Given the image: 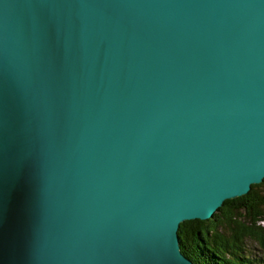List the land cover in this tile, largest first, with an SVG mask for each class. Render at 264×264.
<instances>
[{"label":"water","instance_id":"obj_1","mask_svg":"<svg viewBox=\"0 0 264 264\" xmlns=\"http://www.w3.org/2000/svg\"><path fill=\"white\" fill-rule=\"evenodd\" d=\"M263 179L264 0H0V264H193Z\"/></svg>","mask_w":264,"mask_h":264},{"label":"trees","instance_id":"obj_2","mask_svg":"<svg viewBox=\"0 0 264 264\" xmlns=\"http://www.w3.org/2000/svg\"><path fill=\"white\" fill-rule=\"evenodd\" d=\"M264 179L245 195L223 202L214 220L179 224L180 252L193 264H264L247 240L264 250Z\"/></svg>","mask_w":264,"mask_h":264},{"label":"rangeland","instance_id":"obj_3","mask_svg":"<svg viewBox=\"0 0 264 264\" xmlns=\"http://www.w3.org/2000/svg\"><path fill=\"white\" fill-rule=\"evenodd\" d=\"M262 225H264V222H262ZM246 244L249 246L250 254L255 256L258 259L264 258V250L260 249L257 244L252 242L251 240H247Z\"/></svg>","mask_w":264,"mask_h":264}]
</instances>
